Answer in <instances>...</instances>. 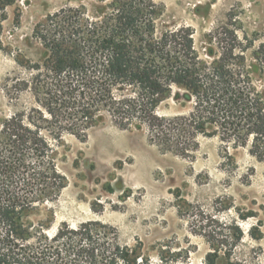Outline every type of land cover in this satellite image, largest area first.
Returning a JSON list of instances; mask_svg holds the SVG:
<instances>
[{
    "label": "trees",
    "instance_id": "16d2710c",
    "mask_svg": "<svg viewBox=\"0 0 264 264\" xmlns=\"http://www.w3.org/2000/svg\"><path fill=\"white\" fill-rule=\"evenodd\" d=\"M17 1L0 0V51L6 10ZM86 1L94 14L86 5L67 7L35 28L49 56L22 84L43 91L49 117L35 109L40 117L28 122L22 113L0 119V264H180L170 252L158 263L143 257L97 221L45 235L30 216L66 187L52 142L63 133L85 139L108 118L122 129H145L150 142L181 157L192 156L203 136L248 148L264 162V34L256 45L222 25L210 35L209 59H202L190 29L158 34L153 0ZM174 87L192 111L161 116L158 108ZM242 240V232L223 237L203 264H263L236 256Z\"/></svg>",
    "mask_w": 264,
    "mask_h": 264
},
{
    "label": "rangeland",
    "instance_id": "374dc122",
    "mask_svg": "<svg viewBox=\"0 0 264 264\" xmlns=\"http://www.w3.org/2000/svg\"><path fill=\"white\" fill-rule=\"evenodd\" d=\"M158 34L187 28L202 59H209L210 35L231 24L240 39L259 45L264 34V0H153ZM86 0H18L6 10L0 51V119L15 113L49 117L42 90L23 80L49 52L34 37L38 24ZM252 52L247 53L253 62ZM174 87L158 108L164 117L188 115L193 103ZM45 135H49L46 131ZM53 159L66 187L56 200L37 205L30 220L48 237L67 224L76 228L97 221L114 228L120 243L155 263L175 253L180 264H203L213 245L231 233H243L240 259L264 264V162L248 148L233 149L217 138L199 137L198 150L181 157L149 141L145 129L96 123L85 139L63 133L53 141ZM259 221L262 222L260 228ZM259 228V229H257Z\"/></svg>",
    "mask_w": 264,
    "mask_h": 264
}]
</instances>
